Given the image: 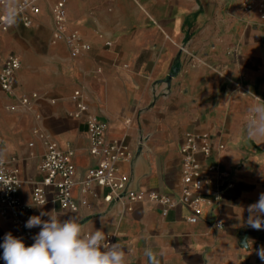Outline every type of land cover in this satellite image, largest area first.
Masks as SVG:
<instances>
[{"label":"crops","instance_id":"1","mask_svg":"<svg viewBox=\"0 0 264 264\" xmlns=\"http://www.w3.org/2000/svg\"><path fill=\"white\" fill-rule=\"evenodd\" d=\"M57 1L39 0L31 27L19 20L0 32V64L10 54L20 63L15 95L0 89V151L16 161L19 196L28 205L21 213L25 224L53 209L62 221L78 216L86 232L102 229L130 248L129 264H147L149 243L161 264H264L255 251L264 247V230L246 223L248 206L264 193V138L246 134L249 106L259 102L255 96L264 100V20L255 10L242 11V0H65L68 29H78L90 45L71 58L63 42L51 41L50 8ZM76 90L107 123V137L125 138L130 146L131 159L118 167L132 189L178 193L179 145L188 131L209 132L215 145H224L204 162L225 166L232 186L221 191L218 205L203 203L195 223L185 220L190 211L180 204L162 215L159 205L137 201L128 212L126 202H105L107 189L97 186L76 211L52 202L51 188L43 205L32 204L45 152L32 128L74 151L75 181L96 164L85 123L73 116ZM33 92L38 98L31 107L7 109ZM72 194L79 197L77 185ZM29 230L30 246L40 228ZM9 232L16 237L14 223L0 218V244ZM245 237L252 244L247 252L241 249ZM2 257L0 248L5 264Z\"/></svg>","mask_w":264,"mask_h":264},{"label":"built area","instance_id":"2","mask_svg":"<svg viewBox=\"0 0 264 264\" xmlns=\"http://www.w3.org/2000/svg\"><path fill=\"white\" fill-rule=\"evenodd\" d=\"M39 0H21L25 3L21 12L20 22L24 27L33 25L38 10ZM3 0H0V32H6L11 26L3 20ZM242 11L255 10L261 21L264 20V0H242ZM52 18L51 41L63 42L69 51L71 58H75L82 52L87 51L90 45L84 42L78 29H68L66 1L58 0L50 8ZM106 45H109L107 42ZM20 67L15 55L6 56L0 64V89L7 95H15V73ZM38 98L37 93L30 96L21 94L17 96V105L7 106L13 110L16 106L31 107L32 101ZM72 99L75 102L73 116L82 118L89 145L88 153L97 159L96 164L86 169L82 179L75 181L74 165L71 158L74 151L71 148L61 149L48 134L38 128H32V134L41 140L45 152L38 163V170L42 174L39 181L33 183L32 204L46 202V190L53 189L51 201L61 209L76 211L80 206L87 205V195L93 194L95 186L106 188L107 193L103 200L107 203H125L126 211H131L130 204L137 201H148L160 206L162 215L168 209L177 204L187 207L190 211L185 220L195 223L200 214L203 203L216 206L221 201V191L232 186L231 172L219 163H206L213 151L222 150L223 144H214L209 132H185L179 145L180 153V177L178 193L175 196L159 194L156 192L137 191L130 187V180L119 170L118 163L131 159L132 150L125 138H108L107 123L101 121L92 114L89 105L82 99L81 92H73ZM1 142V137H0ZM32 146V143H29ZM14 158L5 159L0 167V177H6L12 185L0 186V218L8 217L15 225V236L22 238L25 245L31 236V231L25 227L21 213L28 208L19 196V188L22 181L18 176V169L12 164ZM79 188V197L72 194L73 187ZM215 226L220 223L215 222ZM108 243H115L113 234H106Z\"/></svg>","mask_w":264,"mask_h":264},{"label":"clouds","instance_id":"3","mask_svg":"<svg viewBox=\"0 0 264 264\" xmlns=\"http://www.w3.org/2000/svg\"><path fill=\"white\" fill-rule=\"evenodd\" d=\"M3 6L4 23L8 26L17 25L26 4L21 0H3ZM255 97L259 102L249 106L246 117V134L252 139L264 138V100ZM4 163L5 155L0 151V167ZM11 185L6 177H0V186ZM247 211V225L254 230H264V193L260 194L257 202L248 206ZM61 214L53 209L29 217L25 227L40 228L30 246H26L22 238L14 237L11 232L5 234L4 241L0 244L5 264H129L127 257L131 254V249L127 247L125 251L126 246L120 240L110 244L102 229L86 232L80 217L73 216L62 221ZM44 216L48 219L43 220ZM101 219L103 222V217ZM217 227L223 229L222 222ZM145 239L151 241V236H146ZM249 248L252 249V244L245 237L241 249L247 252ZM255 251L261 261H264V247ZM143 256L147 264H161L159 253L151 243L144 248Z\"/></svg>","mask_w":264,"mask_h":264},{"label":"trees","instance_id":"4","mask_svg":"<svg viewBox=\"0 0 264 264\" xmlns=\"http://www.w3.org/2000/svg\"><path fill=\"white\" fill-rule=\"evenodd\" d=\"M188 37H185V39H187Z\"/></svg>","mask_w":264,"mask_h":264},{"label":"water","instance_id":"5","mask_svg":"<svg viewBox=\"0 0 264 264\" xmlns=\"http://www.w3.org/2000/svg\"><path fill=\"white\" fill-rule=\"evenodd\" d=\"M175 71V70H174Z\"/></svg>","mask_w":264,"mask_h":264}]
</instances>
